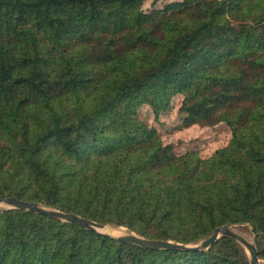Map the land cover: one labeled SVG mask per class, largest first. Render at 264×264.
I'll use <instances>...</instances> for the list:
<instances>
[{"label": "trees", "instance_id": "obj_1", "mask_svg": "<svg viewBox=\"0 0 264 264\" xmlns=\"http://www.w3.org/2000/svg\"><path fill=\"white\" fill-rule=\"evenodd\" d=\"M174 99L171 130L223 126L226 141L176 151L149 119ZM5 196L190 246L246 225L264 263V0H0ZM0 264L249 257L228 236L151 249L4 208Z\"/></svg>", "mask_w": 264, "mask_h": 264}, {"label": "water", "instance_id": "obj_2", "mask_svg": "<svg viewBox=\"0 0 264 264\" xmlns=\"http://www.w3.org/2000/svg\"><path fill=\"white\" fill-rule=\"evenodd\" d=\"M0 205L6 206V208H18V209H24L27 211L43 214L56 220L74 223L86 229L95 231L97 233L106 234L99 230L102 227H104V225H106L105 223L96 222L94 220L82 217L72 212H65L60 209L43 206L37 202L26 201L15 197L5 196V197H0ZM220 236H228L235 239L238 243H240L244 247L245 251L247 252L249 257V264H258L259 259L257 256V249L254 245V242L246 239L232 225H228V224H223L218 227H215L207 237L203 238L200 242H198L196 245L193 246L185 245L182 243H176L170 240L148 239L140 235H137L132 231L120 233L118 235H115L114 237L123 242L137 244L144 248L157 249V248H191V247L207 248L212 242H214Z\"/></svg>", "mask_w": 264, "mask_h": 264}, {"label": "rangeland", "instance_id": "obj_3", "mask_svg": "<svg viewBox=\"0 0 264 264\" xmlns=\"http://www.w3.org/2000/svg\"><path fill=\"white\" fill-rule=\"evenodd\" d=\"M148 5V1L144 3V6ZM141 109L144 113H150L149 106H142ZM179 112L177 111V100L174 99L170 107L165 110L158 119L154 118L149 114V119L156 126H167L163 131V139L168 141H173L176 146V151H183L184 148H189L191 146L197 147L200 152L208 153L213 150L217 145L222 144L226 141L228 137L227 130L225 127H214L209 129H200L197 126H191L189 128H184L183 130H171L176 127V122L179 120ZM160 123H163L160 125ZM166 131H170L169 133ZM174 131V132H172ZM6 206L0 205V209H4ZM238 232L245 233L250 241H253V234L251 233L249 226L246 225H232ZM101 232L108 235H118L120 233L127 232L128 230L124 227L106 224L104 227L99 229ZM254 242V241H253ZM258 264H264L261 259H259Z\"/></svg>", "mask_w": 264, "mask_h": 264}, {"label": "bare ground", "instance_id": "obj_4", "mask_svg": "<svg viewBox=\"0 0 264 264\" xmlns=\"http://www.w3.org/2000/svg\"><path fill=\"white\" fill-rule=\"evenodd\" d=\"M239 233H240L241 235H243L246 239L249 240L248 236H246L245 233H243V232H239Z\"/></svg>", "mask_w": 264, "mask_h": 264}]
</instances>
